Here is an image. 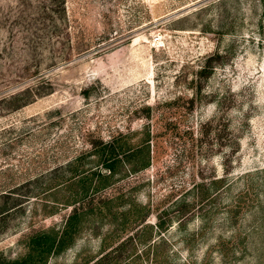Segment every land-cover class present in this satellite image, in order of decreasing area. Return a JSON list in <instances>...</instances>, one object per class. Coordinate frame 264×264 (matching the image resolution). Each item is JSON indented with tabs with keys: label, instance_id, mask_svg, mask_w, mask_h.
<instances>
[{
	"label": "rangeland",
	"instance_id": "1",
	"mask_svg": "<svg viewBox=\"0 0 264 264\" xmlns=\"http://www.w3.org/2000/svg\"><path fill=\"white\" fill-rule=\"evenodd\" d=\"M146 129L150 168L115 184L136 186L133 204L159 211L205 185L186 195L182 227L173 217L172 244L146 251L144 224L92 213L39 260L30 237L61 231L79 188L56 191L52 169L92 139ZM205 187L219 192L212 204ZM30 253L34 264H264V0H0V262Z\"/></svg>",
	"mask_w": 264,
	"mask_h": 264
},
{
	"label": "trees",
	"instance_id": "2",
	"mask_svg": "<svg viewBox=\"0 0 264 264\" xmlns=\"http://www.w3.org/2000/svg\"><path fill=\"white\" fill-rule=\"evenodd\" d=\"M132 136L131 131L126 133L117 131L108 139L102 137L92 139L89 142V149L52 169L49 174V181L54 184L52 187L56 188V191L68 183H78L79 188L64 203L73 205V209L72 214L66 219L63 229L53 232V234L40 232L30 237L28 243L30 251L38 252L36 256L40 258L39 260H42L51 251L64 250L72 242L79 218L92 213L100 216H111L118 221V225L123 229L129 223L140 222V224H144L145 230L143 233L148 232L145 237L146 251L154 250L160 243L172 244L166 233L173 226V217L181 216L176 225L182 227L184 225L182 221L188 218L187 213L190 212L189 206L192 204L191 200L186 198V195L190 194L192 190L196 191V189L205 185L203 183L195 184L182 195L183 198L178 197L159 211H157V208H152L151 203L133 204L131 191L136 189V186L127 183L125 189L124 186L118 187L115 184L129 177L132 173L137 174L150 168L153 145L150 132L147 129L142 132L141 139L134 140ZM199 140L202 142L201 138ZM84 164L85 166L88 164V166L85 167ZM224 177H227V175ZM219 181L225 182L226 179H213L212 186ZM145 182L149 184L151 178H146ZM229 185L230 183L226 185V188ZM138 186H141V184L139 183ZM200 191L203 194L200 202L209 199V204H212L219 194L217 191L211 193V187H205ZM230 205L233 207L238 206L236 201L228 206ZM210 208L213 209L212 206ZM153 210H156V222L149 223L147 220ZM207 213L210 214L211 209ZM137 237V233H131L123 239L124 241L120 242L117 249L122 247L127 239L132 243L136 242ZM33 258L34 255L30 253L21 260L2 261L0 264H34L36 261H33Z\"/></svg>",
	"mask_w": 264,
	"mask_h": 264
}]
</instances>
